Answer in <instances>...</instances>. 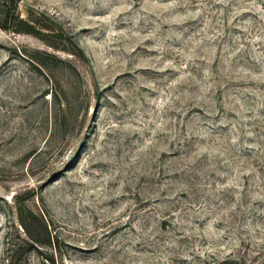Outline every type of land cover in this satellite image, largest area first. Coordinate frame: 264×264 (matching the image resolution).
Returning a JSON list of instances; mask_svg holds the SVG:
<instances>
[{
    "label": "rangeland",
    "instance_id": "1",
    "mask_svg": "<svg viewBox=\"0 0 264 264\" xmlns=\"http://www.w3.org/2000/svg\"><path fill=\"white\" fill-rule=\"evenodd\" d=\"M0 264H264V0H0Z\"/></svg>",
    "mask_w": 264,
    "mask_h": 264
}]
</instances>
